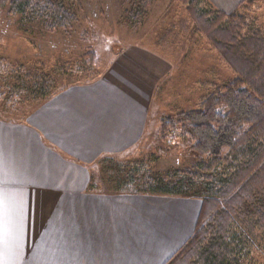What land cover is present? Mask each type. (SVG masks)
Instances as JSON below:
<instances>
[{"label":"crops","instance_id":"1","mask_svg":"<svg viewBox=\"0 0 264 264\" xmlns=\"http://www.w3.org/2000/svg\"><path fill=\"white\" fill-rule=\"evenodd\" d=\"M207 1L232 13L243 0ZM136 64L118 56L21 119L0 116V264H164L193 233L201 201L185 220L176 195L130 186L138 165L121 171L151 137L152 70Z\"/></svg>","mask_w":264,"mask_h":264},{"label":"trees","instance_id":"2","mask_svg":"<svg viewBox=\"0 0 264 264\" xmlns=\"http://www.w3.org/2000/svg\"><path fill=\"white\" fill-rule=\"evenodd\" d=\"M76 2L0 0V7L24 22L38 20L50 32H67L78 20L72 8ZM179 2L186 5L187 21L208 36L232 77L205 79L208 91L196 107H177L162 120L161 138L179 129L191 141L190 150L202 157L191 168L149 178L153 193L184 192L201 199L193 233L164 264H244L253 250L264 253V28L240 13L250 10L255 0L241 1L232 13L213 8L207 0ZM153 3L129 0L128 21L138 22ZM83 59L93 64L96 53L89 50ZM33 75L16 77L0 98L13 108L22 90L32 100L44 101L52 93L48 78Z\"/></svg>","mask_w":264,"mask_h":264},{"label":"rangeland","instance_id":"3","mask_svg":"<svg viewBox=\"0 0 264 264\" xmlns=\"http://www.w3.org/2000/svg\"><path fill=\"white\" fill-rule=\"evenodd\" d=\"M129 6V0H79L72 5L78 20L67 32H50L42 22H24L19 15L8 14V8L0 7V60L5 63L4 67L0 64V94L6 91V85L10 88L16 77L33 73L48 78L52 93L47 100L69 86L100 78L118 56L134 58L135 68L139 64L151 68V137L135 156L120 161L122 172L139 166L134 182L130 180L129 184L136 190L142 186L147 190L149 178L191 168L202 158L190 150L191 141L179 129L169 130L170 138H161L162 120L173 116L177 107L184 110L196 107L199 97L208 91L205 79L216 75L226 80L232 73L212 49L208 36L199 32L195 23L187 21L186 5L179 0H154L146 15L135 24L126 16ZM240 13L248 21H254L256 28H264V0H255L250 10ZM89 50L96 53L93 64L83 59ZM160 66H166L167 73L155 75ZM21 91L13 108L0 98V116L21 119L39 104L27 91ZM176 196L177 209L183 206L185 220L191 218L192 205L196 215L197 200L201 199L184 192ZM172 208L177 210L176 206ZM244 264H264V253L253 250Z\"/></svg>","mask_w":264,"mask_h":264}]
</instances>
